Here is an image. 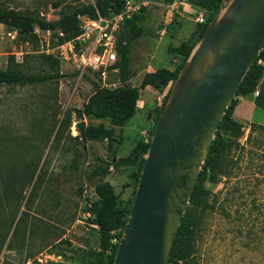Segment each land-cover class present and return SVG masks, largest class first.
I'll use <instances>...</instances> for the list:
<instances>
[{
	"label": "rangeland",
	"instance_id": "1",
	"mask_svg": "<svg viewBox=\"0 0 264 264\" xmlns=\"http://www.w3.org/2000/svg\"><path fill=\"white\" fill-rule=\"evenodd\" d=\"M132 1L144 8L143 33L133 40L129 53L130 84L136 86L138 72L173 69L180 63L181 56L169 52L168 46L188 38L196 28L197 12L177 14L165 26L164 0ZM93 2L0 0V7L55 20L69 5ZM8 31L0 24V69L12 52H21V58L26 52L38 51ZM36 32L39 46L53 44L49 31ZM24 69L39 72L47 68L32 60ZM60 73L57 82L0 85V264H89L99 250L98 229L85 212L97 199L94 184L102 178L110 182L121 206L133 197L132 173L137 164L115 168L111 162L126 156L136 141L148 139L155 115L151 119L149 111L140 114L138 110L124 126L116 127L123 139L113 157L106 141L70 137L78 135L75 110L82 108L91 93V80L102 84L103 76L71 66H60ZM106 81L113 83L110 87L120 84L118 72L109 70ZM160 93V89L152 94L140 89L141 99L156 103L151 108L154 114L162 104L156 99ZM68 112L70 126L62 122ZM84 121L97 124L101 120L84 115ZM102 121L110 126L107 119ZM242 124L241 135L230 137L231 147L224 152L223 174L206 183L209 206L198 213L191 257L179 264H264V125ZM105 163L110 166L106 175L90 176L95 166ZM6 185L10 186L7 193Z\"/></svg>",
	"mask_w": 264,
	"mask_h": 264
},
{
	"label": "trees",
	"instance_id": "2",
	"mask_svg": "<svg viewBox=\"0 0 264 264\" xmlns=\"http://www.w3.org/2000/svg\"><path fill=\"white\" fill-rule=\"evenodd\" d=\"M164 1L168 2L169 0ZM221 1L189 0L191 5L204 11L205 22L197 23L196 28L188 38L179 45L168 46L169 52L181 56L180 63L173 69L158 67L153 71L145 72L139 85L133 86L129 83L131 78V58L129 53L133 40L143 33L141 22L144 19L142 14L144 8H139L130 17L125 18L117 35V60L110 68L116 67L118 69L120 84L110 87L91 80L92 91L83 103L81 110L86 117L101 121L97 124L87 123L84 128L85 137L87 141H106L113 157L123 139L122 135L116 134L115 128L124 126L135 115L138 108L137 101L140 99V89L145 88L147 85L160 90L169 85V89L162 100L159 110L154 114V122L148 134V139L136 141L126 156L119 157L111 162L115 168L137 164V170L132 173L135 177V187L130 202L121 206L118 201L119 195L115 192L114 186L110 182L104 181L103 178L94 184L97 199L85 208V212L89 214L90 223L98 229L99 250L89 264H112L119 238L134 200L135 189L149 140L165 105L171 85L183 63L202 36L208 22L219 9ZM125 3L126 0H94L93 3L73 4L62 11L55 20H47L33 12L15 11L10 8L0 7V24L6 26L9 31H15L18 41L32 44L34 51L38 50L34 53L26 52L23 54L21 61L16 60L14 53L8 54L5 68L0 69V85L37 84L45 81L57 82L62 76L60 73V60L53 54L39 51L41 46H39L40 39L36 29L49 31L53 43L50 46L57 45L73 39L80 33L78 26L79 16L95 17L97 14L105 16L119 13L124 9ZM53 38H55V41H53ZM32 60L47 69L39 72L26 71L24 67ZM260 60L264 62V45L242 78L215 131L174 237L167 264L186 263L193 253L199 221L198 213L209 206V188L206 183L209 184L216 181L217 175L223 174L224 152L231 147L233 141L230 137H238L242 133L243 124L233 119L232 114L239 97L252 92L258 80L262 77L264 66L259 62ZM104 119L109 121L110 126H107L102 121ZM62 122L70 126V112L65 115ZM58 135L59 130L56 132L55 138ZM70 137L75 140L80 138L79 134ZM109 167L108 163L99 164L90 171V176L103 177L107 174ZM9 189L10 186L6 185L4 191L7 193Z\"/></svg>",
	"mask_w": 264,
	"mask_h": 264
},
{
	"label": "water",
	"instance_id": "3",
	"mask_svg": "<svg viewBox=\"0 0 264 264\" xmlns=\"http://www.w3.org/2000/svg\"><path fill=\"white\" fill-rule=\"evenodd\" d=\"M263 45L264 0H222L171 85L112 264H167L215 131Z\"/></svg>",
	"mask_w": 264,
	"mask_h": 264
},
{
	"label": "built area",
	"instance_id": "4",
	"mask_svg": "<svg viewBox=\"0 0 264 264\" xmlns=\"http://www.w3.org/2000/svg\"><path fill=\"white\" fill-rule=\"evenodd\" d=\"M188 0H169L163 2V23L166 26L172 22L174 16L184 12L194 11ZM190 8V9H189ZM139 9V5L132 0H126L124 9L115 14L100 15L95 17L87 15L79 16L80 33L71 40L64 41L55 46L47 43L41 45L39 51L53 54L60 60L61 67L71 66L80 70L98 71L103 76L102 85L110 86L113 83L106 81L107 72H117L116 67L110 68L117 60V35L125 20ZM195 20L197 23L205 22L204 11L197 7ZM37 30V29H36ZM161 30H164L161 29ZM15 34V31H8V34ZM16 35V34H15ZM17 61H21L20 53L12 52ZM257 93V91H256ZM139 101H137L138 106ZM114 241V240H113Z\"/></svg>",
	"mask_w": 264,
	"mask_h": 264
},
{
	"label": "crops",
	"instance_id": "5",
	"mask_svg": "<svg viewBox=\"0 0 264 264\" xmlns=\"http://www.w3.org/2000/svg\"><path fill=\"white\" fill-rule=\"evenodd\" d=\"M186 3L188 5H191L189 0ZM191 6H192L193 10L194 9L197 10L196 6H193V5H191ZM184 13L187 15H190V13H188V12H184ZM184 13H182V15ZM193 20H194V22H196L195 17ZM159 33L163 34L164 30H160ZM259 62L264 66L263 61L260 60ZM144 73L145 72H138L136 74V75H138L137 76L138 77V84L136 86L139 85L141 78H142ZM130 80H131V78H130ZM130 80H129V83H130ZM145 89H148L151 92V94L156 90L155 88H153L149 85H147L145 87ZM168 89H169V85L161 88V93L156 96L157 103L158 102L160 103V100H163L164 96L168 92ZM256 91H257V93H256ZM138 101H139V103H138L137 111L139 110L140 114L142 113V111L143 112L149 111L147 115L149 116V118L152 119V116L154 115V113L152 112L151 108H152V106H156V103L154 104L153 100H149V98H147V99H141L140 98ZM263 113H264V73H263L262 77L258 80V82H257V84H256V86L252 92L239 97V99H238V101L234 107L232 118L235 119L236 121L240 122V123H258V124L264 125V114ZM151 119H149V120H151ZM144 134L146 136V132H144ZM144 140H146V139H144Z\"/></svg>",
	"mask_w": 264,
	"mask_h": 264
}]
</instances>
